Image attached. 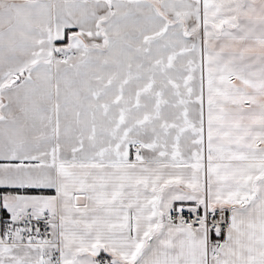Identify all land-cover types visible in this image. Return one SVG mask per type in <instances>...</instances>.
<instances>
[{"label":"snow or ice","instance_id":"1","mask_svg":"<svg viewBox=\"0 0 264 264\" xmlns=\"http://www.w3.org/2000/svg\"><path fill=\"white\" fill-rule=\"evenodd\" d=\"M0 161V264H264V0H0Z\"/></svg>","mask_w":264,"mask_h":264},{"label":"built area","instance_id":"2","mask_svg":"<svg viewBox=\"0 0 264 264\" xmlns=\"http://www.w3.org/2000/svg\"><path fill=\"white\" fill-rule=\"evenodd\" d=\"M133 150V154L135 155V148L132 147ZM183 209V211H179L180 209ZM194 207H183V206H177L175 207V211L173 213L174 216L176 215H182L184 217L185 220L191 222L196 218V214L193 213L192 211H190V209H192ZM198 213L199 214H203V209H198ZM10 220V216H4L1 221H0V232H3L4 230V223ZM22 226V225H21ZM30 227L33 228V235H35V229H39L40 232V237L42 238H48L47 237V233L50 231V229H48L47 224L45 223L44 220H40V221H32Z\"/></svg>","mask_w":264,"mask_h":264},{"label":"crops","instance_id":"3","mask_svg":"<svg viewBox=\"0 0 264 264\" xmlns=\"http://www.w3.org/2000/svg\"><path fill=\"white\" fill-rule=\"evenodd\" d=\"M69 31H78V29H71V30H66V34ZM68 43L67 40H63V41H56L55 44L57 47H64L66 46V44ZM130 158L134 159L135 155L133 154V150L132 148H130ZM17 161H0V164H4V163H16ZM30 194H44V195H51L54 194L51 190H30ZM177 206H183V207H196L195 203L192 201H177L174 205V208ZM202 209V208H201ZM3 210V209H2ZM5 212V216H9V214L3 210ZM1 221V220H0ZM213 239H216L215 237ZM96 259L98 261L101 262V264H108V262L110 261V257L108 256L107 253H104L103 251L100 253V255L98 257H96Z\"/></svg>","mask_w":264,"mask_h":264},{"label":"trees","instance_id":"4","mask_svg":"<svg viewBox=\"0 0 264 264\" xmlns=\"http://www.w3.org/2000/svg\"><path fill=\"white\" fill-rule=\"evenodd\" d=\"M4 216H5V212H4L2 209H0V220H1Z\"/></svg>","mask_w":264,"mask_h":264}]
</instances>
